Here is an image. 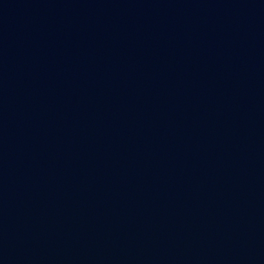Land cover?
I'll list each match as a JSON object with an SVG mask.
<instances>
[{"label":"water","instance_id":"obj_1","mask_svg":"<svg viewBox=\"0 0 264 264\" xmlns=\"http://www.w3.org/2000/svg\"><path fill=\"white\" fill-rule=\"evenodd\" d=\"M0 264H264V0H0Z\"/></svg>","mask_w":264,"mask_h":264}]
</instances>
